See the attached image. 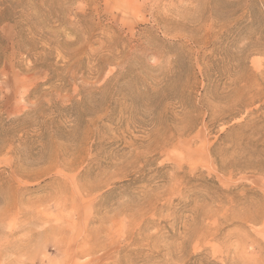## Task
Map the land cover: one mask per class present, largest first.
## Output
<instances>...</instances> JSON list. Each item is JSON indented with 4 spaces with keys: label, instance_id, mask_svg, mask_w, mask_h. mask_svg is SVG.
Wrapping results in <instances>:
<instances>
[{
    "label": "rangeland",
    "instance_id": "rangeland-1",
    "mask_svg": "<svg viewBox=\"0 0 264 264\" xmlns=\"http://www.w3.org/2000/svg\"><path fill=\"white\" fill-rule=\"evenodd\" d=\"M0 264H264V0H0Z\"/></svg>",
    "mask_w": 264,
    "mask_h": 264
}]
</instances>
